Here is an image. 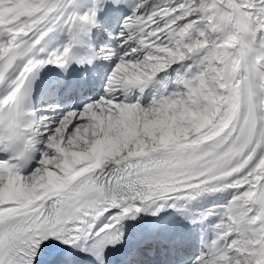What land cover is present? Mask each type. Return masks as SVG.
I'll use <instances>...</instances> for the list:
<instances>
[{
  "label": "snow or ice",
  "instance_id": "obj_1",
  "mask_svg": "<svg viewBox=\"0 0 264 264\" xmlns=\"http://www.w3.org/2000/svg\"><path fill=\"white\" fill-rule=\"evenodd\" d=\"M197 228L190 264H264V0H0V264H180Z\"/></svg>",
  "mask_w": 264,
  "mask_h": 264
},
{
  "label": "bare ground",
  "instance_id": "obj_2",
  "mask_svg": "<svg viewBox=\"0 0 264 264\" xmlns=\"http://www.w3.org/2000/svg\"><path fill=\"white\" fill-rule=\"evenodd\" d=\"M95 37V35H94ZM63 41H57L55 44L49 45V47H56L59 43H62ZM44 44H48V40L46 39ZM108 70V62L105 61H97L95 64L88 66L85 72H88L90 76L93 79V82L96 84V88L94 93H88L87 91L81 92L77 95L76 100L74 101L71 97L66 95L64 96L65 101H67V106L62 107L63 109L67 110V108L70 107H77L82 106L83 104L89 102L91 99L98 98L102 92H103V75ZM69 71H74L76 73H80V70L76 71L75 67L69 69ZM64 73L61 72L59 69L53 68L52 66H48L47 68L41 70L39 73L38 78L35 80L33 84L32 93H36L38 97V102L35 108L40 109L45 107L50 102H55L54 99V91H55V85L57 76H61ZM99 84V87L97 86ZM150 102V90L148 93H146L145 97V104ZM230 196V193H219L216 196L208 197L205 199L198 200L197 202H194L192 207L194 209L204 208L208 207L210 203L213 201L226 199ZM151 219V218H146ZM178 219V218H177ZM215 221H210V223ZM186 223V222H185ZM199 228L196 230V235L193 238L192 242L185 246L183 249V256L180 259V264H190L191 259L198 254L199 251Z\"/></svg>",
  "mask_w": 264,
  "mask_h": 264
},
{
  "label": "rangeland",
  "instance_id": "obj_3",
  "mask_svg": "<svg viewBox=\"0 0 264 264\" xmlns=\"http://www.w3.org/2000/svg\"><path fill=\"white\" fill-rule=\"evenodd\" d=\"M96 41H93V44L95 45Z\"/></svg>",
  "mask_w": 264,
  "mask_h": 264
}]
</instances>
